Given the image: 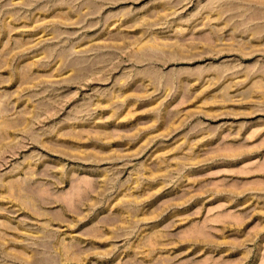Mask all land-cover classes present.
Instances as JSON below:
<instances>
[{"label":"rangeland","instance_id":"rangeland-1","mask_svg":"<svg viewBox=\"0 0 264 264\" xmlns=\"http://www.w3.org/2000/svg\"><path fill=\"white\" fill-rule=\"evenodd\" d=\"M263 7L0 0V264H264Z\"/></svg>","mask_w":264,"mask_h":264},{"label":"bare ground","instance_id":"bare-ground-1","mask_svg":"<svg viewBox=\"0 0 264 264\" xmlns=\"http://www.w3.org/2000/svg\"><path fill=\"white\" fill-rule=\"evenodd\" d=\"M263 9V12H261L262 14V17L264 18V7L262 8ZM262 11V10H261ZM1 113V112H0ZM3 118V117H2ZM3 120V119H2ZM19 120V119H18ZM12 123V122H11ZM16 123V122H15ZM19 123H21V122H19ZM2 124V123H1ZM15 125V124H14ZM17 125V124H16ZM3 129H4V127H3ZM6 130H8V129H6ZM5 135V134H4ZM2 138V137H1ZM13 182V181H12ZM15 184H18V183H16L15 182ZM3 187V186H2ZM13 187V186H12ZM26 188V187H25ZM20 191V190H19ZM31 193V192H30ZM16 195V194H15ZM19 197H21V196H19ZM23 197V196H22ZM27 197V196H26ZM25 197V198H26ZM23 199V198H22ZM28 199H30V198H28ZM33 199V198H32ZM36 205V204H35ZM32 206V205H31ZM33 206H34V204H33ZM71 248V247H70ZM67 249H68V247H67Z\"/></svg>","mask_w":264,"mask_h":264}]
</instances>
